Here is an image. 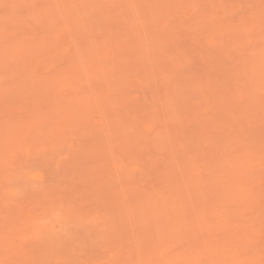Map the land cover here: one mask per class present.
Segmentation results:
<instances>
[{
	"label": "rangeland",
	"instance_id": "obj_1",
	"mask_svg": "<svg viewBox=\"0 0 264 264\" xmlns=\"http://www.w3.org/2000/svg\"><path fill=\"white\" fill-rule=\"evenodd\" d=\"M0 264H264V0H0Z\"/></svg>",
	"mask_w": 264,
	"mask_h": 264
}]
</instances>
